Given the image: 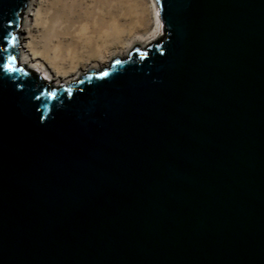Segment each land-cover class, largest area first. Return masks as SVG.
Instances as JSON below:
<instances>
[{
    "label": "water",
    "instance_id": "water-1",
    "mask_svg": "<svg viewBox=\"0 0 264 264\" xmlns=\"http://www.w3.org/2000/svg\"><path fill=\"white\" fill-rule=\"evenodd\" d=\"M155 3L55 85L0 0V264H264V0Z\"/></svg>",
    "mask_w": 264,
    "mask_h": 264
},
{
    "label": "rangeland",
    "instance_id": "rangeland-1",
    "mask_svg": "<svg viewBox=\"0 0 264 264\" xmlns=\"http://www.w3.org/2000/svg\"><path fill=\"white\" fill-rule=\"evenodd\" d=\"M155 8L154 0H27L18 29L19 63L26 54L29 69L30 64L50 65L59 76L53 84L69 81L126 55L132 45L157 38L161 30ZM28 41L36 54L29 52ZM42 69L36 71L43 74Z\"/></svg>",
    "mask_w": 264,
    "mask_h": 264
},
{
    "label": "bare ground",
    "instance_id": "bare-ground-1",
    "mask_svg": "<svg viewBox=\"0 0 264 264\" xmlns=\"http://www.w3.org/2000/svg\"><path fill=\"white\" fill-rule=\"evenodd\" d=\"M155 1V0H154ZM157 9L155 8V11H156ZM156 15H157V12H156ZM34 16L35 17H37L38 16V12L36 11V14L34 13ZM158 16V15H157ZM159 18V17H158ZM160 20V19H159ZM159 25V24H158ZM160 30H161V28H160ZM150 35H152V31H150ZM28 48H29V52H31L32 54L34 53V54H36L34 51H33V45H32V42L31 41H28ZM29 54V53H28ZM32 55L30 54V57H31ZM30 58H28L27 56H26V54H24V60H25V62L24 61H22V63L21 64H25L26 65V63L28 62L27 60H29ZM29 63V62H28ZM30 65H32V68H33V70L35 69V71L36 70H39V69H42L43 70V77L45 78V79H47L49 82H51V81H54V82H58L59 80H58V75L56 76V75H53L51 72H53V68L49 65H36V64H30ZM42 68H41V67ZM101 67H104V65H101L99 68H101ZM75 68V67H74ZM36 72H39V73H42V72H40V71H36ZM70 72H72L73 73V68L70 70ZM49 78V79H48ZM62 83H65V82H67V81H61ZM52 83V82H51ZM62 83H60V84H62ZM53 84V83H52ZM56 85V84H55ZM58 85V84H57Z\"/></svg>",
    "mask_w": 264,
    "mask_h": 264
},
{
    "label": "clouds",
    "instance_id": "clouds-1",
    "mask_svg": "<svg viewBox=\"0 0 264 264\" xmlns=\"http://www.w3.org/2000/svg\"><path fill=\"white\" fill-rule=\"evenodd\" d=\"M40 75H42L43 76V74L42 73H40ZM47 80V79H46Z\"/></svg>",
    "mask_w": 264,
    "mask_h": 264
},
{
    "label": "snow or ice",
    "instance_id": "snow-or-ice-1",
    "mask_svg": "<svg viewBox=\"0 0 264 264\" xmlns=\"http://www.w3.org/2000/svg\"><path fill=\"white\" fill-rule=\"evenodd\" d=\"M5 39H6V37H5Z\"/></svg>",
    "mask_w": 264,
    "mask_h": 264
}]
</instances>
